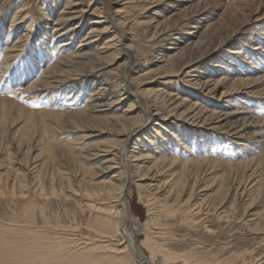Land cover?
<instances>
[{"label":"rangeland","instance_id":"374dc122","mask_svg":"<svg viewBox=\"0 0 264 264\" xmlns=\"http://www.w3.org/2000/svg\"><path fill=\"white\" fill-rule=\"evenodd\" d=\"M45 1L0 0V70H7L4 75L0 72V261L3 259L0 263L9 264L12 260V264H21L22 256L17 259L14 255L29 256L31 241L37 242L36 246L55 247L63 259L79 252L82 255L81 251L91 254L90 257L100 255L104 259L132 258L128 244H121L123 248L118 246V242L123 241L122 236L119 233L110 235L96 222L108 216L110 205L117 212V203L113 201L116 197L107 192L104 184L116 169L106 168L103 151L117 136L114 129H107V122L92 121L88 125L82 114L76 115L77 111L83 110L84 101L98 84L108 82L106 88L114 90L116 81L126 78L125 86L130 84L132 98L115 104L105 114H123L130 99H134L135 107L139 106L140 119L143 117L144 123L133 127L132 135L124 143L126 149L135 135L141 134L138 136L141 145L147 136L159 130L160 135L166 137V141L160 139L159 145L165 147L167 142L176 143L178 150H183L182 143H185L187 147L192 146L193 152L200 151V155L209 152L206 155L208 163L213 164L209 166L212 170L200 174L193 189L190 185L195 168L192 167L190 172L176 162L165 171L163 163H158L155 169L159 175L155 180L159 178V185H164L159 191V202L148 206L146 192L136 186V178L133 172L131 174L130 162L120 161V179L127 183V190L123 192L131 213L128 226L134 239L137 238L138 248L150 259L152 254L145 249L142 240L148 232L146 223L150 224L155 216H159V225L150 231L159 238L162 250L168 249L177 256L164 263L159 255V258L152 257L148 264H185L184 253H191L193 258L207 261L206 264H264V0H81L83 17L80 21L78 15L72 25H77L78 30L73 35L67 32L59 38H70L63 54H58L61 51L55 49L58 40L52 39L56 33L52 32V23L63 6L61 4L67 0H51L46 5ZM114 7L121 10L112 13ZM155 12L158 14L154 15ZM95 20L101 21L100 25L94 23ZM104 23L108 25L107 33L95 32L94 38L98 37L95 44L91 42L84 47L91 56L97 55L100 59L95 63L84 60H80L82 64L76 63L80 67L74 76L80 89L70 84H57L56 78H46L49 83L40 89L29 87L32 81L39 79L38 72L59 70L55 64L57 59L70 54L91 26ZM118 37H124L129 46H121L120 54L113 56L112 46L108 48L105 42L107 38L117 42ZM19 41H24L25 47L21 48ZM9 46L11 51H6ZM95 47H99L98 53ZM174 52L182 57L177 54L171 67L163 58ZM30 54L35 57L29 58ZM35 60L33 72H27L26 78L21 77L19 70H26ZM171 69L172 72H167ZM137 87L144 92L159 89L157 93L162 97L137 94ZM191 105L198 107L189 111L187 108ZM198 108L207 110V114L210 110L217 112L221 118L227 114L228 119L224 117L221 121L227 122L226 126L210 128L212 124H203L204 111L200 114L203 116H194ZM228 122L232 125L228 126ZM163 125L165 130L160 127ZM234 125L240 127V134L232 133L236 129L231 128ZM174 134L178 138L172 141ZM239 142L244 145L237 144ZM157 149L151 147L148 151L154 156L163 153ZM126 152L119 156L122 158ZM198 156L189 155L184 160L199 161L196 160ZM153 161L145 159L143 171L146 162V166H150ZM225 162H231V165ZM177 178L183 183L176 184L173 197L177 196L180 203L169 205L176 211L167 215L170 209L162 200L169 184ZM259 179L263 182V190L257 195ZM19 185L23 190H17L22 194L16 192L13 195L12 190ZM40 187L42 195L39 194ZM191 190L189 202L184 203ZM201 200L215 210L193 214L195 222L189 225L188 207L198 206ZM12 243L18 244L15 249L22 247V250L11 252L7 248ZM116 247L120 252L114 250ZM89 255H86L88 259ZM14 258L16 261L13 262ZM87 262L81 264H92Z\"/></svg>","mask_w":264,"mask_h":264},{"label":"bare ground","instance_id":"6f19581e","mask_svg":"<svg viewBox=\"0 0 264 264\" xmlns=\"http://www.w3.org/2000/svg\"><path fill=\"white\" fill-rule=\"evenodd\" d=\"M50 1L51 0H46L44 2V4H50ZM149 1V0H148ZM112 2V1H111ZM61 5L62 8L57 12V16L53 19V31L52 32H56L53 34L52 36V39L53 41L54 40H58V46L55 47V49H58L60 50L61 52H58V54H63V50L66 49L70 42H69V39H63V40H60L59 38L65 34H68L67 32H71L72 35L75 33V30H78L77 28V25L72 27L73 23H75V21L73 22V20L75 18L78 19V15L80 16V21H81V18L83 17V10H82V6H81V0H67L66 2L62 3ZM145 5V4H144ZM119 6V5H118ZM24 7V6H23ZM147 7V6H145ZM144 7V8H145ZM47 8V7H46ZM45 8V9H46ZM113 9V8H112ZM143 9V8H142ZM160 9V8H159ZM99 10V9H98ZM119 10H121L120 8L118 9V7H114L112 13H117L119 12ZM158 11V10H157ZM160 11V10H159ZM119 14V13H118ZM158 12L154 15H157ZM105 15V14H104ZM154 15L150 16V17H153ZM118 16V15H117ZM104 16H102L103 18ZM114 17V16H113ZM76 19V20H77ZM101 19V18H100ZM104 19V18H103ZM102 19V20H103ZM114 19V18H113ZM122 19H126V18H122ZM120 19V20H122ZM118 20V18H117ZM97 22H101V21H98V20H95L94 23ZM104 22V21H103ZM126 22V21H125ZM141 22V21H140ZM80 22H78L77 24H79ZM96 23V24H97ZM123 23V22H122ZM139 23V22H138ZM149 23V22H148ZM105 24V23H104ZM140 24V23H139ZM100 25V23H99ZM91 26L90 30H88V33L85 34L83 36V38L80 40L79 43H77V45L74 47V49L70 52V54L68 55H62V57H59V59H57L56 61V66L59 70H52L51 72L52 73H47L49 72L50 70H42L41 73L38 72V75L40 77H38L37 81H32L30 84H29V87L30 88H35V89H40L41 87H44L46 86L45 84H48L49 82L47 81V79H55L56 78V82L57 84H60V85H63V84H70L71 86H77L79 89L81 88L80 84H78L76 82V77L74 75H77L78 74V69H79V65H76V63L78 64H82V62L80 60H84V61H90L92 63H95L94 61L95 60H99L98 59V56L95 55V56H91L92 54L90 52H87L85 51L84 47L85 46H88L91 42H95L98 37H95L94 38V33L95 32H99V33H107V29H108V25H103L102 26ZM12 27H15V24H11ZM111 26V25H110ZM64 27H66L64 29ZM64 29V31L62 30ZM62 30V31H60ZM50 31V32H51ZM156 32V31H155ZM10 33V32H9ZM157 33V32H156ZM70 34V33H69ZM110 34V33H109ZM42 35V33H41ZM113 35V34H112ZM112 35L110 37H112ZM117 36V35H116ZM67 38V37H66ZM117 38V37H116ZM119 38V37H118ZM124 38V37H123ZM123 38H119L117 40V42L114 41L113 38H107L106 39V42H105V45L108 47V48H113V51L111 55L113 56H118V54H120V49H121V46L123 48H126L125 46H129L127 43L124 42V39ZM60 40V41H59ZM20 42V46L21 48L25 47V42L24 41H19ZM116 43V44H115ZM95 44V43H94ZM126 44V45H125ZM197 44V43H196ZM104 46V45H103ZM114 46V47H113ZM115 46H118L117 49H115L116 47ZM195 46V45H194ZM13 47V45H12ZM17 48V45L14 46ZM102 47V46H101ZM105 47V46H104ZM11 47L9 46V48L6 50L8 51ZM96 48V47H95ZM99 48V47H98ZM98 48H96V52L98 50ZM106 48V47H105ZM184 49V48H183ZM191 49V48H190ZM17 50V49H15ZM100 50V49H99ZM185 50V49H184ZM11 51V50H9ZM94 52V51H93ZM107 52V51H106ZM179 52V51H178ZM185 52V51H184ZM55 53V52H54ZM57 53V52H56ZM98 53V52H97ZM101 53V52H99ZM175 53V52H174ZM105 54V53H104ZM178 56H181L179 55V53H177ZM177 54H170L169 57L167 58H163L165 59L166 63L170 64V66L172 65L171 63L175 62V59L174 57L177 56ZM184 54V53H183ZM101 56H103L101 54ZM29 58L30 57H35L33 56V54H30L28 56ZM55 57V56H54ZM57 57V55H56ZM107 57V56H106ZM105 57V58H106ZM182 57V56H181ZM5 58V57H4ZM102 58V57H101ZM108 58V57H107ZM115 57H113L114 59ZM161 58V57H160ZM177 58V57H176ZM111 59V58H109ZM162 59V60H163ZM102 60V59H101ZM4 61V59L2 60ZM10 61V60H9ZM36 60L30 65L27 67L26 70H22L20 69V74H21V77L24 76V78H26V76H28L29 74H27V72L29 73H32L33 70H31V68L35 67L37 63H35ZM123 64V67L126 66V62L125 63H122ZM174 64V63H173ZM92 65V64H91ZM90 65V66H91ZM164 65V64H163ZM2 66V65H1ZM6 67V66H5ZM30 67V68H29ZM172 67V66H171ZM4 68V67H3ZM82 69V68H81ZM150 70V69H149ZM6 71L7 70H0V72H3L2 75L6 74ZM173 70H169L167 72H172ZM178 71V70H177ZM46 73V74H45ZM94 73V72H93ZM176 73V72H175ZM167 75L169 74H172V73H166ZM154 77V76H153ZM47 78V79H46ZM105 78V77H104ZM131 78V77H130ZM130 78L128 79V81L130 82ZM95 80V79H94ZM162 80V79H160ZM100 81V80H99ZM125 81H126V78H121L120 80L118 79V81H116L115 83V89L114 90H109V88L105 85L108 84L107 83H104V84H98L94 89H92L90 91V96L88 97V99L86 101H84V108L83 110L81 111H77V114L75 112L76 115H78V113H80V115L83 117V119L85 121H87V124L92 122V121H99V122H107L109 124V128L107 126V129H114L115 131V135L117 136L116 139H115V142H113V144H111V146H108L105 150H103L105 153H106V156H105V162L107 163V166L106 168L107 169H116L110 176V178L107 180V182H105V188H107V192L110 193L111 196H113L114 198L116 197V199H114L113 201L117 203V212L112 208V206L110 205V209L107 211L108 213V216L105 217V218H100L99 216L97 218H100L98 221H95L97 222L98 226H100V229L102 230H108L109 234H120L123 238V241L122 242H118V246H120V248H123L121 246L124 245L125 243L128 244V246L131 247V252L133 253L132 255V258L131 259H127V258H124V257H119V258H107V259H104L102 256H92L90 257L89 254H86L85 251L83 253L82 252V255L83 257L80 258L82 255H79L78 254H73L70 256L69 259H66V258H62L60 256L61 252H57L58 249H54L55 247L51 246H36L35 243L37 242H33L31 241L32 243H30L29 240H31V238L28 240L30 243L29 244V256H24L22 254L20 255H14V256H17V259L18 257L22 256V260L20 258V261H21V264H81V262H85V261H90L92 262V264H96V262H99L97 264H100V263H117V264H148V262L151 260L152 257H156V258H159V255H161V257L164 259V263H166L167 260L169 259H173V258H177V256L173 255L168 249H163L162 250V246L159 245V241L158 239L155 238V236H153L152 234V231H150L151 229H153L154 227L153 226H156L157 224L159 225V221H158V217L155 216L154 219H152V221L150 222V224H148V222L146 223V226H145V229L148 230V232L146 233V237L144 238V240H142V244H144L146 246L145 249H147L152 255L149 259V257H147V254L145 255L144 252H142L138 247V242H137V238L134 239V233L130 230L129 226H128V222H127V226L125 227L123 225V220L125 219L126 217V213L128 212V215H129V218L131 216V213L129 212V205L127 203L126 205V194L123 192L127 187V183H125L124 180H121L120 177L122 176L121 173H120V161L121 162H130V170H131V174L133 172L135 178H136V186L139 187V189H141L142 191L146 192L145 193V197H146V202L149 203L147 204L148 206H153L154 203L156 202H159V191H160V188L164 185L162 184L161 186L159 185V183L157 182L159 180V178L157 180L156 177L159 175V171H157L155 168L157 166V164L159 163V165L161 163H163L162 165H164V167L166 168L165 171L171 169L177 162L178 165H180L182 168H187L188 171L191 172V168H195L196 172H194L195 174V177H194V180L192 182V184L190 185L191 188L193 187L194 189V186L197 184V180H199L198 177H200V174H202L203 172H207L208 170H212V167H209L210 165H213L211 163H208L209 159H207L208 157L206 155L209 154V152H203L202 155H200V151H198V153L196 151L193 152V149H192V146L190 147H187V145H185V143H182V141L180 142L178 140V143H182V148L183 150H178V147H177V144L174 143V144H166V146L164 147L162 144L159 145V141H163L165 140V136L161 134V132H159V130L157 131H154L155 133L153 135H150V136H147L146 139L142 142V144L140 145L139 142H138V136L141 135L140 133L133 138V141H132V144L130 142V145L129 148L125 147V142L127 140V138L129 137V135L131 134V132L134 130L133 127L136 126V127H139L141 124L143 125L144 123V118L141 117V114L140 113V110H138L139 106H136L135 107V103H134V99H130V102H129V105L123 109L122 111L124 112L123 114H116V113H113V114H109V115H105L108 111L107 109L109 108H112V106H114L115 104H118L119 102L123 101L124 99H128L129 97H131V93H133V91L131 92L129 90V86H125ZM135 81V80H134ZM68 82H71V83H68ZM98 82V81H97ZM96 82V83H97ZM95 83V82H94ZM138 83V82H137ZM205 83V81L203 82V84ZM136 84V83H135ZM138 85V84H137ZM26 86V85H25ZM158 87V86H157ZM156 87V88H157ZM161 88V87H159ZM164 88V87H162ZM24 89V88H23ZM28 89V88H26ZM132 90V88H131ZM137 90V94H143L147 97V95H153L155 97L157 96H160V94H158V90L159 89H154L153 91H147L144 92L143 89H140V87H137L136 88ZM81 91V90H80ZM130 91V93H129ZM24 92V91H23ZM160 93V92H159ZM137 94H134L136 95L135 97H139V95ZM169 94V93H168ZM79 93L77 95H74V99H77ZM165 95V94H164ZM133 96V94H132ZM162 97V95L160 96ZM104 98V100L102 99ZM142 98V97H141ZM149 98V97H148ZM165 96H163V100H164ZM170 98V97H169ZM146 99V98H145ZM151 99V98H150ZM153 99V97H152ZM151 99V100H152ZM158 100V99H157ZM171 100V99H169ZM150 101V100H149ZM183 101V100H182ZM153 103V102H152ZM147 104V102L145 103V105ZM80 105V104H79ZM83 105V104H82ZM149 105V103H148ZM155 105V104H154ZM78 106V104H77ZM102 106H105V107H102ZM176 106V105H175ZM98 107H100V109H98ZM154 107V106H153ZM198 106L196 105V108ZM194 107V105H191L189 106L187 109L189 111H195L196 109ZM68 109V108H67ZM66 109V110H67ZM140 109V108H139ZM142 109V108H141ZM135 113V111H137ZM143 110V109H142ZM204 110L198 108V110L195 112L196 115L194 116H203L204 114H206L203 118V124L205 125H210L212 124L213 126H211L210 128H214V126H217V127H225L227 122L226 123H221V121H223L224 117L228 119V116L227 114H224V117L221 118L218 113H214V111H211L210 110V113L208 112L205 113L207 110L204 111L203 115H200L202 114ZM65 112V111H64ZM117 112V111H116ZM158 112V110H157ZM156 112V113H157ZM94 113H97V114H94ZM122 113V112H121ZM155 113V114H156ZM224 113V112H223ZM65 114V113H64ZM143 114V113H142ZM184 113L180 114L179 116H182ZM216 114V115H215ZM221 114V113H220ZM193 116V117H194ZM227 116V117H226ZM233 116V115H232ZM186 117V115L184 116ZM187 118V117H186ZM138 119H140V121L137 123ZM1 120V119H0ZM166 120V119H165ZM169 120V119H168ZM205 120H207V122H205ZM233 120V119H232ZM234 121V120H233ZM98 122V123H99ZM171 122V121H170ZM102 123V124H103ZM106 123V124H107ZM229 123V122H228ZM236 123V121H235ZM91 124V123H90ZM157 124V123H155ZM27 125V124H26ZM89 125V124H88ZM232 125V122L229 123L228 126ZM236 125L232 126L231 128L234 129L236 128L235 127ZM6 127V126H5ZM162 127L163 130H165V126H160ZM168 128V127H167ZM181 127H178L177 130H180ZM184 128V127H183ZM204 128V127H203ZM26 129V128H25ZM29 129V128H28ZM205 129V128H204ZM18 130V129H17ZM26 131V130H25ZM17 132V131H16ZM190 132V131H189ZM176 133V132H175ZM232 133H237V134H240L241 133V130H240V127L239 128H236L235 130H232ZM14 134H16L14 132ZM132 135V134H131ZM160 135V137H159ZM144 135L142 134L141 137H143ZM164 136V137H163ZM174 139H171L172 141L173 140H176V135L174 134ZM193 136V135H192ZM162 137V138H161ZM212 137V136H211ZM182 138V137H181ZM218 138V137H217ZM223 138V137H221ZM40 139V138H39ZM161 139V140H160ZM227 140V139H226ZM166 141V140H165ZM168 141V139H167ZM206 143V141H205ZM204 144V143H203ZM223 144V143H222ZM237 144H243L244 145V142H239ZM201 145V144H200ZM215 145V144H214ZM174 146V147H173ZM181 146V145H180ZM222 146V145H221ZM226 146V145H225ZM142 147V149H141ZM153 148V147H157L158 149L156 151H160V152H163V153H159V155L157 156H154L153 154L151 155L150 152L148 151L149 148ZM164 147V148H163ZM201 147V146H200ZM170 148V150H169ZM206 148V147H205ZM201 149V148H200ZM69 150V149H68ZM151 150V149H150ZM155 150V149H153ZM185 150V151H184ZM217 150V149H216ZM225 150V149H224ZM127 151V152H126ZM155 151V152H156ZM202 151V150H201ZM227 151V150H226ZM29 152V151H28ZM122 152H126V155H124L122 158L119 156V154H122ZM184 152V153H183ZM212 152V151H211ZM26 153V151L24 152ZM158 153V152H157ZM179 154V155H178ZM198 154L200 155V157L198 156ZM198 156L196 160H199V161H187L186 159L184 160V158L186 156ZM10 157V155H9ZM110 157V158H108ZM120 157V158H119ZM182 158V159H181ZM254 158V157H252ZM251 158V159H252ZM147 160V162H151L153 161V163H151L150 166H146L147 165V162L146 164L144 165V171H143V168H142V163L144 160ZM207 159V160H206ZM246 162H250L249 161H246ZM244 162V163H246ZM229 165H231V162H225ZM116 164V165H115ZM240 164V163H239ZM238 164V165H239ZM202 165V166H201ZM255 166V165H254ZM259 166V164L257 165ZM133 171H132V169ZM205 167V169H204ZM34 168V166H33ZM119 169V170H118ZM155 171V173H152V171ZM252 170V169H251ZM143 171V172H142ZM160 172H163V171H160ZM129 173V172H128ZM170 173V172H169ZM199 173V174H198ZM183 174V173H182ZM198 174V175H197ZM16 175V174H15ZM23 175V174H22ZM124 176L126 175L123 174ZM252 174L250 173L249 176H251ZM126 177V176H125ZM124 177V179H125ZM216 178V177H215ZM260 178V176H259ZM258 179V177H257ZM117 181H120L119 183H117ZM261 179H259L257 181V189H256V194L258 195L259 193H262L261 191L263 190V182L260 183ZM178 182L179 184L183 183V180L179 181V178H177L176 181L172 182L171 184H169L167 190L165 192H167V194L163 197L164 199L162 200V203L165 204V207L167 206V209L169 210L167 212V215H173V213L176 211L173 207H169V205L173 206H177V203H180L177 201V196L173 197L174 195V190H175V186L176 184L178 185ZM6 183V181H5ZM38 183V182H37ZM13 185V184H12ZM39 185V184H38ZM90 185V184H89ZM183 185V184H182ZM256 185V184H255ZM23 190L21 185H19L16 189L12 190V194H22V192L18 191V190ZM47 189V188H46ZM39 190V194L42 195V188L40 187ZM127 190V189H126ZM179 189H176V191H178ZM32 191V190H31ZM73 191V190H72ZM180 191V190H179ZM243 191V190H242ZM241 191V192H242ZM11 192V191H10ZM30 192V190H29ZM35 192V190H34ZM95 192V191H94ZM244 192V191H243ZM2 193V191L0 192ZM31 194V193H30ZM38 194V195H39ZM44 194V193H43ZM47 194V193H46ZM115 195V196H114ZM163 195V194H162ZM192 195V190L191 192L189 193V196L188 198L185 200L184 203H187L189 202L190 200V197ZM241 195V194H240ZM256 195V196H257ZM10 196V195H9ZM18 196V195H17ZM31 196V195H30ZM14 197V196H13ZM26 197V196H25ZM96 198V197H95ZM111 198V197H109ZM234 199V198H233ZM26 200V199H25ZM111 201V200H109ZM164 201V202H163ZM90 202V201H89ZM161 202V201H160ZM168 202H170L171 204H169ZM88 203V202H87ZM93 203V202H91ZM106 203V202H105ZM183 203V204H184ZM96 204V203H95ZM209 203H206V201L204 202V200H201V202L198 203V206L190 209L192 206H189L188 207V215L186 216V218L189 220L188 223L189 225H191V223H194L195 221V215L194 217L192 216L193 214H202L203 212H205L204 214H207L210 210H215L213 209V207L208 205ZM206 205V206H205ZM92 206V205H91ZM96 206V205H95ZM120 206V209H118V207ZM147 206V207H148ZM174 206V207H175ZM98 207V206H96ZM102 207V206H101ZM30 208V206H29ZM103 208V207H102ZM106 208V207H105ZM149 208V207H148ZM155 208V207H154ZM219 209L221 207H218ZM96 209V208H95ZM99 209V208H98ZM101 209V208H100ZM99 209V211H101ZM151 209V207L149 208ZM159 209V208H158ZM34 210V209H33ZM107 210V209H106ZM111 210H113V212H110ZM127 210V212H126ZM162 210V209H161ZM105 211V210H104ZM153 211V210H152ZM149 212V211H148ZM169 212H172L169 214ZM216 212V211H215ZM106 213V211H105ZM151 213V212H149ZM155 214V213H154ZM104 215H107V214H104ZM101 216V215H100ZM96 218V217H95ZM128 218V219H129ZM151 220V219H150ZM95 224V223H93ZM95 224V225H97ZM198 224V223H197ZM196 224V225H197ZM94 225V226H95ZM22 227H23V224H22ZM159 227V226H158ZM157 228V227H156ZM162 228V227H161ZM17 229V228H16ZM26 229V228H25ZM160 229V228H159ZM157 228V230H159ZM20 232V231H19ZM17 232V233H19ZM22 232V231H21ZM32 232V231H30ZM101 232V231H100ZM103 232V231H102ZM158 232V231H155V233ZM104 235L107 234L106 232H103ZM162 233V232H161ZM24 234V233H23ZM22 234V235H23ZM108 234V235H109ZM15 235V234H14ZM158 235V234H157ZM25 236V235H24ZM23 236V237H24ZM27 236V235H26ZM15 237V236H14ZM13 237V238H14ZM33 237V236H32ZM35 237V236H34ZM159 237V236H158ZM161 237V236H160ZM163 237V236H162ZM26 238V237H25ZM37 238V237H36ZM105 238V237H104ZM40 239V238H39ZM57 239V238H56ZM27 240V239H26ZM37 240V239H36ZM169 240V239H168ZM39 241V240H37ZM50 241V239H49ZM61 241V240H60ZM24 241H22L23 243ZM57 242V241H56ZM59 242V241H58ZM128 242V243H127ZM16 243V242H15ZM50 244V243H49ZM63 244V243H62ZM125 244V246H126ZM18 246V244H16ZM16 245L14 243H12L10 245L9 248H6L7 249H10L11 252H13L14 250H17L15 249L16 248ZM21 245V244H20ZM97 245V244H96ZM95 245V247H96ZM24 247L26 246L23 245ZM60 246V244H59ZM99 246V244H98ZM98 246H97V249H98ZM101 246H103L101 244ZM28 247V246H27ZM34 247H40L39 249H34ZM53 247V248H52ZM22 248V247H21ZM20 248V249H21ZM26 248V247H25ZM23 248V249H25ZM91 248V247H90ZM108 248L110 249V247L108 246ZM112 248V247H111ZM126 248V247H125ZM129 248V247H128ZM18 249V251L20 250ZM88 250V248H86ZM104 249V248H103ZM119 247L117 248H114V250H118ZM6 250V249H5ZM22 250V249H21ZM27 250V249H26ZM90 250V249H89ZM95 250V249H94ZM100 250V249H99ZM102 250V249H101ZM113 249H111L110 251H112ZM122 250V249H121ZM4 251V250H3ZM25 251V250H24ZM91 251V250H90ZM98 251V250H96ZM120 252V250H118ZM117 251V252H118ZM127 251V250H126ZM2 252V251H1ZM5 252V251H4ZM10 252V254H12ZM15 252V251H14ZM17 252V251H16ZM20 253H23L22 251ZM27 253V252H25ZM77 253V252H76ZM104 253V252H103ZM107 253V251H106ZM128 253V252H127ZM126 253V254H127ZM8 254V252L6 253ZM15 254V253H14ZM16 254H19V252H17ZM28 254V253H27ZM65 254V253H64ZM123 254V253H122ZM124 254V255H126ZM9 255V254H8ZM7 255V256H8ZM26 255V254H25ZM86 255H89L88 257H90L89 259L86 257ZM4 256V255H3ZM121 256V255H120ZM194 255H191V253H184V255L182 256V259L185 261V264H206L205 261H201V260H198V258H193ZM10 257L12 258V256L10 255ZM105 257V255H104ZM118 257V256H117ZM3 258V257H1ZM68 258V257H67ZM16 258H14L13 262L16 261L15 260ZM28 259V260H26ZM85 260V261H84ZM3 261V259H2ZM0 261V262H2ZM12 261V260H11ZM9 262V264H12V262ZM127 263H126V262ZM193 261H196L193 263ZM4 262L7 263L8 260L7 258L5 257L4 258ZM18 262V261H17ZM87 262V263H88ZM89 262V263H90ZM94 262V263H93ZM20 263V262H19ZM212 263V262H211ZM215 263V262H214ZM1 264V263H0ZM85 264V263H84ZM208 264V263H207ZM217 264V263H216Z\"/></svg>","mask_w":264,"mask_h":264},{"label":"water","instance_id":"95a60500","mask_svg":"<svg viewBox=\"0 0 264 264\" xmlns=\"http://www.w3.org/2000/svg\"><path fill=\"white\" fill-rule=\"evenodd\" d=\"M127 212V210H126ZM128 218H129V215H128V212L126 213V217L125 219L123 220V225L126 227L127 226V222H128Z\"/></svg>","mask_w":264,"mask_h":264}]
</instances>
